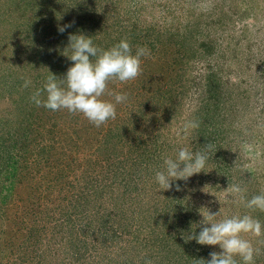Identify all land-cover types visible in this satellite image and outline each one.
<instances>
[{
	"label": "rangeland",
	"instance_id": "1",
	"mask_svg": "<svg viewBox=\"0 0 264 264\" xmlns=\"http://www.w3.org/2000/svg\"><path fill=\"white\" fill-rule=\"evenodd\" d=\"M10 10L18 13L8 15ZM23 17L33 18V25L18 29ZM117 18L124 20L122 29L114 25ZM69 24L63 33L58 31ZM70 34L92 37L104 50L126 39L133 55L138 47L150 55L141 57L142 72L136 79L109 82L110 92L128 96L116 105L114 120L100 127L82 114L75 120L90 128L83 135L88 153L83 174L71 193L53 199L45 217L28 221L22 236L0 246V258L7 256L0 264H38L44 254L45 264H54L57 256L67 258L64 264H84L83 258L98 254L108 258L103 264H200V259H211V252L221 251L219 245L187 240L202 230L201 212L216 213L222 207L227 216L250 214L264 225V212L238 206L224 192L229 183L239 184L251 199L264 189V0H0V148L11 145V156L20 154L25 141L23 121L15 115L24 109L16 101L33 105L32 95L24 98L25 90L42 89L52 73L57 79L65 77L74 63L66 56L71 54ZM24 37H31L34 45ZM28 78L32 83L25 88ZM102 98L115 103L107 93ZM169 98L176 104L172 108L165 101ZM187 121L199 127L185 140ZM53 140L64 151L74 141ZM208 144L213 150L204 172L160 190L155 172L162 170L164 155L175 159L181 147L195 153ZM72 150L66 151L71 159ZM83 180H95V185L116 181L111 205L121 207L119 220L127 215L134 224L119 230L110 254L100 253L110 240L101 239L90 223L97 217L95 199L101 198H95L94 186L83 194ZM43 183L54 184L50 177ZM206 185L209 193L202 191ZM58 192L59 187L54 195ZM123 193L134 202L125 203ZM166 196L172 199L164 205ZM73 206L79 221L69 215ZM139 225L145 230H138ZM246 238L260 249L255 264H264V237ZM125 239L133 244L123 250Z\"/></svg>",
	"mask_w": 264,
	"mask_h": 264
},
{
	"label": "clouds",
	"instance_id": "2",
	"mask_svg": "<svg viewBox=\"0 0 264 264\" xmlns=\"http://www.w3.org/2000/svg\"><path fill=\"white\" fill-rule=\"evenodd\" d=\"M68 27L71 24L59 26L58 31L63 33ZM69 42L67 49H71V54L66 56L74 62L73 66L69 67L62 79H57L53 73L49 75L43 88L36 89L30 98L37 107L79 113L94 126L100 127L109 119L114 120L116 105L128 99L126 93L110 92L109 82L127 83L136 79L142 72L141 57L149 56L150 51L145 47H138L133 55L131 45L126 39L104 50L94 45L92 37L84 34H70ZM31 83L30 78L25 79L23 86L27 88ZM43 92L47 93L46 99L41 98ZM106 93L114 96L115 103L102 98ZM198 127L196 121H187L183 125L182 138L186 140L191 130ZM177 134L180 135L179 132ZM205 149L203 152L193 153L188 147H181L175 159L164 155L162 170L155 172V181L160 190L171 189L174 180L187 181L194 174L202 172L213 146L208 144ZM207 187L208 185L202 191L209 193ZM176 190H181L179 184L176 185ZM224 192L232 203L243 205L252 211L264 212V189L251 199H247L246 189L239 184L229 183ZM219 202L221 203L220 200ZM201 215L202 230L198 235L193 232L187 240L195 239L200 245H219L221 251L211 252V259H200V264H240L241 261L242 264H255V257L260 254V249L246 237H264V225L259 219L250 214L227 216L222 207L216 213L208 210L206 213L201 212ZM218 217L220 218L217 219ZM237 257L240 258L239 261Z\"/></svg>",
	"mask_w": 264,
	"mask_h": 264
},
{
	"label": "trees",
	"instance_id": "3",
	"mask_svg": "<svg viewBox=\"0 0 264 264\" xmlns=\"http://www.w3.org/2000/svg\"><path fill=\"white\" fill-rule=\"evenodd\" d=\"M26 10L27 9H24V11ZM12 13L17 14L18 11L10 10L7 14L11 15ZM121 18L123 19V17ZM122 19L117 18L115 20L114 25L116 27L119 23L118 29L121 27L123 28L122 25L124 24V20ZM21 20L23 23H20L18 29H25L24 27H27V24L32 23L33 18H24V20ZM128 27L129 25L127 28ZM118 31L120 30H117V33L123 34L121 31ZM28 33L29 32L25 34ZM30 38L24 37L22 40H29ZM30 41L34 45L35 42L32 40V38ZM178 54H181V52H178ZM24 92L25 99L27 96H31L34 93V91L30 89H27V91L25 90ZM46 97L47 93L45 92L41 98L46 99ZM165 101L167 102L168 108H172V106L174 107V105H176L174 99L172 100V98H169ZM16 102L19 108L22 107L24 109V111L22 109L18 110L15 115L20 122L23 121L25 141L23 148H21V151H19V153L22 155L21 157L20 154H13L11 156V145L6 147L4 146L5 144H3V147L0 148V155L4 157L3 159H5V156L7 155L11 156L10 159H14L12 164H9L10 159L7 158L3 164H0V246H3V248L9 246L10 239L12 237L23 235V231L26 230V224L28 221L34 218L41 220L43 217H45L53 199L57 195H68L73 191V188L75 187V179L83 174V171L80 173V170L82 168H86V166L83 165L84 158H88V153L83 150L87 148L83 145L85 142L83 135H85V131L89 132L90 128H86L78 122H75V120L79 121V119L82 118L81 114H72L66 109L59 111H52L49 109L45 110L46 108H43L42 106L37 107L34 102L33 105L27 103L23 104V102L26 101L21 103L18 101ZM201 108L203 109V106H201ZM157 122H153V125L157 126ZM160 125H162V121L160 122ZM11 134L12 133H9V137L7 138V141L9 142L11 141ZM53 138L60 140V142L63 141L62 138L74 139L72 142V148L64 151L63 146L56 145L58 142H55ZM72 149H75V152ZM24 150L25 152H22ZM58 150H62L63 152L61 153V151H59V153H57ZM71 150L74 153V157L72 159L70 158V153H66V151L69 152ZM43 152H45L44 156L42 155ZM59 156L62 157L58 158ZM49 177L51 180H53L54 184L45 187L43 182ZM115 184L116 181H113L111 185H106L103 182L100 185H98V183L95 185V180H83L81 184L83 185V194H86L87 190L94 186L92 191L95 193V198H101V200L95 199L97 204H99L97 209V217L92 218L90 223L95 227V230L97 229V231L101 233V239L110 240V244L103 246L105 248L100 252L103 254H110L111 246L116 245V243L113 242L117 237L116 234L120 232L119 230H122V228L124 230V228L129 229L134 227V224L131 226L132 219H129L127 215L124 217V221L117 218L120 215L117 209L121 208L116 207L118 204L116 206L111 205L112 197L110 195L113 191V188L115 189ZM57 187H59V192L58 194L54 195L55 189ZM125 195L126 193H123V198L126 199L125 203L128 202L127 200L134 202L133 200L135 199L133 197L128 199L130 197ZM66 199H68V196ZM103 199H105V201H103ZM171 199L172 198H170V196H166L163 201L164 205L166 204L165 202H170ZM169 205H171V203ZM73 207L74 208L70 209V211L73 212H69V215L70 217H73L74 215V218H76L77 209H75V206ZM135 215L136 214L132 215L133 219H137ZM77 216L80 217V215ZM151 217H153L152 219H155L157 216L155 217L153 215ZM76 220L79 221V218H76ZM143 229L145 230L144 227L140 225L138 226V230L142 231ZM161 238L162 237L158 239ZM104 243H106V240ZM131 244H133L131 239H125V242L123 243V250L126 246ZM45 255L46 254H44L43 259L41 258L42 256L40 257L38 264H45ZM54 255L55 256L53 259L57 254L54 253ZM87 258L88 257L85 259L83 258L84 264H103L104 262L108 261V258L104 257L102 254H98V257L95 259ZM0 259V263H2L1 261L7 260V256ZM55 259L56 260L53 262L54 264H64L63 262L65 260V256H57ZM181 259L185 260L187 263L192 262V259L189 260L187 257L182 256ZM70 264L76 263L70 262Z\"/></svg>",
	"mask_w": 264,
	"mask_h": 264
}]
</instances>
